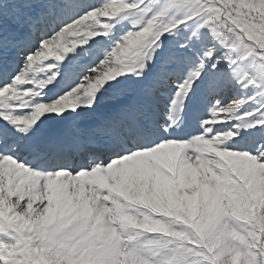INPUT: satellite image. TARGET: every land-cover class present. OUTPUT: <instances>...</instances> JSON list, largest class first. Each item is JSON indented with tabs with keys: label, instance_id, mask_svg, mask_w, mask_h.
Masks as SVG:
<instances>
[{
	"label": "snow or ice",
	"instance_id": "1",
	"mask_svg": "<svg viewBox=\"0 0 264 264\" xmlns=\"http://www.w3.org/2000/svg\"><path fill=\"white\" fill-rule=\"evenodd\" d=\"M0 264H264V0H0Z\"/></svg>",
	"mask_w": 264,
	"mask_h": 264
},
{
	"label": "rangeland",
	"instance_id": "2",
	"mask_svg": "<svg viewBox=\"0 0 264 264\" xmlns=\"http://www.w3.org/2000/svg\"><path fill=\"white\" fill-rule=\"evenodd\" d=\"M127 23V21H125V24ZM49 62H51L52 60H54L53 57H49L48 58ZM236 91L239 92L240 95H243L245 90L240 89L239 85H236ZM231 94V93H229ZM252 107V104H245L242 108H241V112L245 111V110H249ZM238 124H242V121H237V120H233L229 122V127L231 128L232 125H238ZM196 130V121L193 120L192 116L189 113L185 114V123L183 124V126L178 130V133L180 136L185 137L187 136V134L194 132ZM256 137L255 136H245V143L254 141Z\"/></svg>",
	"mask_w": 264,
	"mask_h": 264
},
{
	"label": "clouds",
	"instance_id": "3",
	"mask_svg": "<svg viewBox=\"0 0 264 264\" xmlns=\"http://www.w3.org/2000/svg\"><path fill=\"white\" fill-rule=\"evenodd\" d=\"M137 211H140L139 209H137Z\"/></svg>",
	"mask_w": 264,
	"mask_h": 264
}]
</instances>
